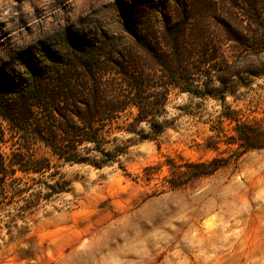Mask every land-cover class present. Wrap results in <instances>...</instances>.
I'll list each match as a JSON object with an SVG mask.
<instances>
[{"label": "rangeland", "instance_id": "obj_1", "mask_svg": "<svg viewBox=\"0 0 264 264\" xmlns=\"http://www.w3.org/2000/svg\"><path fill=\"white\" fill-rule=\"evenodd\" d=\"M118 1L0 0V59L67 26L115 30ZM226 105L248 127L264 128V79ZM223 109L174 94L167 110L178 120L155 140L135 141L125 170L59 166L52 180L46 173L43 180L65 181L66 192L28 213L20 211L26 201H8L0 264H264V139L256 148L235 141L234 124L216 121ZM13 141L2 146L7 156Z\"/></svg>", "mask_w": 264, "mask_h": 264}, {"label": "trees", "instance_id": "obj_2", "mask_svg": "<svg viewBox=\"0 0 264 264\" xmlns=\"http://www.w3.org/2000/svg\"><path fill=\"white\" fill-rule=\"evenodd\" d=\"M171 2L169 11L161 0H119L115 30L67 26L0 59V213L10 199L26 201L28 213L66 192L65 181L42 178L59 166L125 170L135 141L155 140L178 120L167 110L174 94L219 102L217 123L234 124L246 148L264 139L263 126L248 127L226 105L264 79V1L221 0L219 15L215 0Z\"/></svg>", "mask_w": 264, "mask_h": 264}]
</instances>
